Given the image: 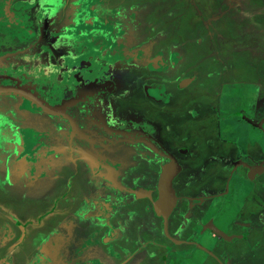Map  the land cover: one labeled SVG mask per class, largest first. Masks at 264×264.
<instances>
[{
	"label": "rangeland",
	"instance_id": "rangeland-1",
	"mask_svg": "<svg viewBox=\"0 0 264 264\" xmlns=\"http://www.w3.org/2000/svg\"><path fill=\"white\" fill-rule=\"evenodd\" d=\"M54 22L57 25L51 24ZM148 48L152 54L159 53L170 60L169 76L173 78L162 75L157 78H165L171 93L178 97V105L155 106V135L164 139L167 134L172 137L183 132L189 134L184 126L189 125L192 116L184 111L191 110L192 103H197L201 117L208 110L207 105H217L225 98L220 97L222 85H236L228 91L231 100L226 99L227 105H234L237 100L233 97L238 96L232 92L241 93L247 82H261V78L264 82V0H0V73H16L22 65L18 70L23 71L24 83L31 87L40 78L41 70L51 80L56 66L68 62L70 57L92 60L97 52V64L132 66L140 64V59L138 54L129 53ZM74 68L69 70L73 72ZM195 74L197 80L193 84L179 87L183 76ZM140 80L145 81L142 76ZM133 82L137 85L138 79L130 81ZM43 88L53 93L48 86ZM246 90L250 95L249 89ZM139 93L141 90L128 93V100L134 101ZM183 98L187 101L179 103ZM252 100L248 97L249 102ZM19 101L18 96L0 95V124L6 119V125H0V224H8L19 233L11 241L0 242L2 264L8 258H13V264H31L45 235L56 229L62 219H69L79 201L100 185L91 177V171L100 170L101 177H105L107 170L94 165L90 168L83 162H88L85 158H78L75 151L65 147L66 138L58 131L55 135L60 140V150H56L59 157L54 156L53 162L47 164V176H39L30 160L36 153L19 156L22 139L26 144L31 141L35 148L40 142H34L42 134L26 130L19 137L21 128L31 122L27 113L30 108L24 107L26 112H20ZM112 101L120 104L126 98L115 94ZM23 112L29 116L21 121ZM40 114L35 113L37 118ZM41 115L43 126L53 124L50 116ZM186 118L187 123L183 122ZM59 122L62 124V120ZM202 134L200 140L204 144L208 136ZM106 137L103 155L113 161H124L126 143L108 144ZM41 138L50 141L48 137ZM177 143L183 145L180 140ZM43 148V155L49 156L47 145ZM202 149L209 152L208 148ZM72 160L77 165V176L71 168ZM39 221V225L31 227ZM22 226L27 229L23 241L19 239ZM257 251L250 253L254 255ZM247 260L250 264H264L259 259L249 261V256Z\"/></svg>",
	"mask_w": 264,
	"mask_h": 264
},
{
	"label": "flooded vegetation",
	"instance_id": "flooded-vegetation-1",
	"mask_svg": "<svg viewBox=\"0 0 264 264\" xmlns=\"http://www.w3.org/2000/svg\"><path fill=\"white\" fill-rule=\"evenodd\" d=\"M129 54H138L137 57L140 59V64L132 66L110 65V67H107L108 73L104 69L105 65H101L99 73L93 72L94 67L89 68L93 64L96 68L100 65L96 63L95 58L97 56H95L93 60L87 61L84 65L90 71L92 70L90 72L92 76L91 80L89 79L84 84L80 83L74 86L71 85V81L74 78H82L80 71L71 72L72 74L69 76L71 77L70 80L66 78V80L53 81L51 78V81L47 79L45 70L42 71L40 69V74L37 73L40 75V78H37L36 82L33 83L34 88L32 89L38 94V97L51 105H59L62 100H66L67 103L71 104L64 111L66 118L62 115H53L56 120L67 122L68 136L66 137L67 146L65 145V147H70L72 152L75 151L78 158H85L88 162H83L89 165L90 168L92 165L99 169L107 168L105 177H101L100 170H97V172H95L96 169L91 171V177H94V180L102 181L101 185H106V188L103 185L105 191L99 192L98 189H90L89 193L79 201V204L91 200L99 208L100 211L92 215L89 221H107L109 226L111 221L115 222L113 215L117 214L119 216L123 228H120L117 234L106 232V235H110V237L112 235L115 236L112 238L114 242L113 250L108 251V255L117 259L118 264H143L144 262L145 264H158L157 262L159 264H171L169 257L175 251L176 241H180L183 247L185 245L194 249L198 246V240L201 241L200 237L203 230L221 235L216 231L218 230L222 234L226 233L228 237L231 236L233 241L248 239L250 237L257 238L260 246L254 255L251 254L249 256V260L259 259L264 261V199L261 195V189H264V156L261 154V157H253L250 153H241L238 157H234L233 151H239V147L229 150L225 155H220L216 152L217 145L214 144V138L218 137L220 123V117L217 113L218 104L207 105L208 110L201 117L197 103H192L193 107L191 110L184 111L189 116H192L190 120L186 118L183 121L187 123L189 120V125L184 126V128L189 129V134L183 132L182 135H177V137L167 134L164 139L158 134L155 135V121L157 120L155 106L169 105L171 103L178 105V97L171 93L165 78H157L159 75L173 78L169 76V69L172 66L170 60L165 59L161 54H152L151 48H148L144 52L137 49ZM110 55L115 56L114 54ZM142 65H145V67H142ZM111 66L114 69H118V66H121L123 70L117 72L119 69L114 70ZM19 67L23 68L22 65ZM19 67L15 70L16 73H0V84L16 83L12 78H18L20 83L23 84L26 77L22 70H18ZM12 74L17 75V77L10 76ZM3 76L7 79H3ZM98 76H100V79ZM140 76L145 81L140 80ZM135 79H138L137 85L134 82L130 83V81ZM185 79L188 80H186L185 84H181V81ZM119 80H124L126 83L121 84L118 82ZM194 80H197L196 74L189 77L185 75L179 81V87L187 88L195 82ZM106 82L112 83L106 84ZM45 86L51 88V92L53 93L49 94L48 91H45L43 88ZM82 88H89L88 93L83 98H80L76 102H74V99H67L74 96L76 91ZM135 90L137 92L141 90V93H139L138 98L130 102L127 98L128 93H133ZM263 90L264 86L260 88V91L263 92ZM115 94L129 101L125 103L129 105H126L124 111H122L121 103L116 104L113 102L114 100L112 101ZM19 98L21 97L19 96ZM186 101L183 98V101L181 100L179 103L182 104ZM256 104L258 105V102ZM24 106L30 108V111L27 113L35 118H37L36 112L43 113L32 109V106L26 101L24 102ZM23 110L26 112V109ZM121 118L125 119L128 125L132 127L135 123H138L141 127L143 126L149 134V139L155 143L156 150L154 153L148 149L151 152L148 151L149 163H147L144 172L136 170L132 162L136 149L146 152L144 149L148 147L141 135L137 134L131 140V137L119 136L117 133L107 130L109 126L110 129H117ZM199 118L201 119L200 122L198 121ZM23 119H26L25 114ZM4 120L6 119L3 118V122L0 125H6ZM33 120L39 121V119ZM206 123L210 127V130L212 128L210 133H213V135L211 137L208 134V127L204 128ZM28 124L31 125V122H28ZM103 132L110 134L112 137L107 138ZM203 132L208 136V139L204 143L205 145L200 140V138L204 137ZM57 136L55 135L52 139L56 147L60 144ZM105 137L108 144H115L116 142H120L121 144L123 142L126 143L124 147L127 152L124 154L126 157L124 161H113L110 157L103 155L102 149L106 148ZM179 140L183 145H178L177 142ZM202 148H208L206 150L209 152H206ZM71 163V168L77 176V165L73 160ZM167 165L174 167L172 178L174 197L171 207L159 214L154 204L158 199V182L162 167ZM147 168L148 170H146ZM250 171L254 172L252 176V181L255 183V189L252 193L253 199L246 195L238 194L233 199V202L227 203L225 209L226 211L230 210V214L233 216L230 228L224 231L218 226L216 214L207 217L209 208H211L213 200L218 197L227 198L230 195V186L233 181L236 180L238 186L242 185V187L245 188L247 186L246 188H248L251 178L249 176ZM260 174H263L262 180L260 179ZM115 177L117 179H114ZM116 180L121 184L120 186L123 184V187H127V189L120 188ZM131 183H135L134 190H141L147 194L143 202H141L140 215H130L127 209L130 200L127 195L128 189H130L128 186L133 185ZM76 192L80 193L78 188ZM111 198L115 199V201ZM250 204L253 206L252 212L247 211ZM78 206L70 215L71 217L69 216V219L66 218L72 227L71 234L73 236L80 232V227L84 221L82 217L76 214ZM213 208H216V205ZM135 221L139 224V232H136L137 234L139 233V238L137 236H130L124 232L125 229L129 228L127 223L130 222L132 226ZM37 223L39 225L40 221ZM22 228L24 227L22 226ZM21 231L23 232L22 229ZM154 232L156 234L152 236ZM248 233L252 235L246 237ZM10 234L4 228L2 232L4 238H0V242L4 243V240ZM240 235H242L241 238L239 237ZM203 242L206 243L204 239ZM99 243L104 244L102 239ZM61 244H66V241L61 242ZM141 251H145L146 255L138 262L133 263L132 260H134L135 255ZM212 258L213 256L211 255L207 256L208 261ZM151 260H155L156 262H152ZM247 261V257H242L237 259L236 264H248ZM31 264L40 263L34 262Z\"/></svg>",
	"mask_w": 264,
	"mask_h": 264
},
{
	"label": "crops",
	"instance_id": "crops-1",
	"mask_svg": "<svg viewBox=\"0 0 264 264\" xmlns=\"http://www.w3.org/2000/svg\"><path fill=\"white\" fill-rule=\"evenodd\" d=\"M30 6V4H28ZM18 19V18H17ZM51 24H56L51 23ZM59 24V23H58ZM57 25V24H56ZM93 45V44H91ZM97 55V52H94V55L92 57V60ZM60 56V55H59ZM73 61L70 65V61ZM86 61L90 62L91 59H85L83 57L74 59L68 58V62H63L61 65L56 66V70L53 71V81H60V80H66V78L71 79L70 74L71 71L69 70L72 66H74V72L80 71L82 73V78H74L71 81V85L74 86L75 84H84L87 80H91V73L92 70L88 69V67H84V65L87 63ZM158 63V62H157ZM95 68L93 70L94 73H99L101 70V65H98L97 68L93 64V66H90L89 68ZM110 65H105V68L107 70V73L109 72L108 68ZM113 67V66H111ZM116 67V66H115ZM98 69V70H97ZM114 69V67H113ZM119 69V70H118ZM117 72H121L123 70V67L118 66ZM100 75V74H99ZM264 75V73H262ZM72 76V75H71ZM100 76H98L99 78ZM264 78V77H263ZM100 79V78H99ZM51 80V81H52ZM111 84L112 82H106V84ZM246 85V83H244ZM232 85L229 83H226L222 85L221 90V99L218 103V115L220 117V123L218 128V137L214 138V144L217 145L216 152L220 155H225L229 150L233 148L239 147V151L234 150L233 156L238 157L241 153H250L253 157H261V154L264 156V93L260 91V88L264 86V82H254L249 83L247 82V86L241 90V93L239 91H234L232 93L237 94L238 98L233 97L236 101L234 105H227L226 103L230 99L229 96V90ZM244 86V85H243ZM246 88L249 89V93L246 90ZM252 89V90H251ZM89 90V88H88ZM231 90H234L231 88ZM76 91V90H75ZM253 92V93H252ZM75 94L72 97H68L67 99H73L75 98ZM248 97L251 98L252 102L248 101ZM79 100L76 99L75 102ZM128 101H126L127 103ZM258 102V105L256 104ZM23 100L19 101L17 104H19L18 110L22 112L21 110L24 109L25 106H23ZM71 105V104H70ZM70 105H68L66 108H68ZM122 111L125 110L126 105L125 102H121ZM256 106V107H255ZM261 111V112H260ZM260 112V113H259ZM24 113V112H23ZM27 115L26 113H24ZM51 117L52 123L51 125L43 126L42 123V115L40 114V118H35L33 116H29L32 121L31 125L27 124L24 126V128H21V132L19 134V137L22 138V133H24L26 130H30L29 132L33 133H42L38 138H36V142L40 145L33 148L32 143L30 139H28L30 142L28 144L25 143V140L22 139V146L23 150L20 152L19 156L22 154L27 155L29 153L32 155L33 153H36V155L32 156L30 160H32V163L34 164V168L39 171V176L45 177L47 176V164H51L53 161V157L58 155L56 150H59L55 146L54 141L52 140L55 136L54 134H57V132H61L62 136H65V138L68 136V125L67 122L62 120V124H60V120H56L53 115L46 114ZM26 116V117H27ZM118 116V115H117ZM33 119H39L33 120ZM21 121H24L22 118ZM71 126V125H70ZM110 127V126H109ZM108 127V131H113L117 133L119 136H127L134 138V136L141 135L142 139L146 142L145 144L148 145V147L144 150L146 152H143V150L136 149L134 153V157L132 159V162L134 163V167L136 170H142V172L145 171V168L147 166L149 155L148 151H154L155 143L153 140L149 139V134L147 131H145L144 127L140 126L138 123H135L132 126L128 125L127 121L125 119L121 118L120 124L117 126V129H110ZM208 127V128H207ZM204 128L209 129L208 134L210 137L213 135V133H210V127L206 123L204 125ZM216 128V127H215ZM206 129V130H207ZM45 133V134H44ZM18 135V134H17ZM41 137H48L50 141H45L44 138ZM24 138V137H23ZM26 138V137H25ZM28 138V137H27ZM33 137L31 140H34ZM42 139V141H41ZM234 144V145H233ZM47 145V152H49V156H44V148L43 146ZM146 145V146H147ZM150 147V148H149ZM150 149V150H148ZM150 151V152H151ZM39 154V155H38ZM97 154V153H95ZM39 156H41L39 158ZM143 160V161H141ZM138 161H141L140 163ZM69 164V162L67 161ZM106 165V164H104ZM109 165V164H108ZM133 168V167H132ZM144 168V169H143ZM50 169L51 166H50ZM148 170V168L146 169ZM71 170H69V173ZM97 172V170L95 171ZM253 171L249 172L250 178V184H248V188L242 187V185H239L236 183V180L232 182V185L230 186V195L227 198L224 197H218L217 199L213 200L211 204V208H209V212L207 214V217L216 214L218 226L221 227L224 231H227L230 228L232 216L230 214V210L226 211L225 206L228 202H233V199L238 194L246 195L249 198L253 199L252 193L255 189V183L252 181ZM51 179H54L52 176ZM114 179H117L116 177ZM260 179H263V174H260ZM95 182H101L100 185L94 190L98 189L99 192H102V190L105 191L104 188H106L102 184V181L94 180ZM116 183L120 186L121 184L116 180ZM133 185L128 186V198L129 200V206H128V212L130 215L137 214L140 215L142 203L145 199L144 197L147 196V194L141 190H134L135 189V183H131ZM137 186V185H136ZM122 189H127V187L120 186ZM137 188V187H136ZM139 189V188H138ZM241 189V190H240ZM245 189V190H244ZM243 190V191H242ZM261 195L264 199V189H261ZM115 201V199L111 198ZM128 200V199H127ZM216 205V208H213V206ZM167 209V208H166ZM253 206L252 204L249 205L248 212H252ZM99 208L95 206V202L93 201H86L81 202L78 206V210L76 211V214L79 217H82L84 219L82 226L80 227V232L77 233V235H72V227L68 223V221L61 220L57 224L58 227L56 229H53L48 234L45 235V237L39 242L38 247L36 248V258H32L31 263L37 262L40 264H118V260L112 258L110 255H108V251L113 250L114 242L112 240L113 236L110 237V235H106L107 233L114 232V234H117V231L120 228H123L120 222L119 216L117 214H114V223L111 221L109 226L108 222L106 221H89L90 217L94 215L96 212H99ZM161 214V212H158ZM229 213V214H228ZM204 220V219H203ZM38 223H33L31 227L35 228ZM97 224V225H96ZM105 224V226H103ZM131 223H127V226L129 228H126L124 232L129 234L130 236L139 238V224L138 222H134V224L131 226ZM6 228V231L10 232V236L7 237L4 242H8L13 240L17 235H19L18 232L13 230L8 224H0V238H4L2 235L3 229ZM125 228V227H124ZM23 235L19 239L24 240L26 237L27 229L22 228ZM154 232L152 234L155 235ZM224 236H221L217 233L210 232L208 230H203L202 235L200 237L201 241L198 240V246L196 248L191 247H184L182 246V243L180 241L175 242V251L172 252L171 256L169 257V261L171 264H236L237 259L242 257H248L251 255L250 251L257 249L260 245L257 241V238H248V239H238V240H232L231 236L228 237L226 233H224ZM249 235H252L251 233L246 234V237ZM240 238L242 235L239 236ZM238 237V238H239ZM72 239V240H71ZM103 240L104 244H100V240ZM203 239L206 241V243L203 242ZM66 241V244H61V242ZM34 255V254H33ZM146 255L145 251L139 252L135 255V258L133 263L138 262L141 258H143ZM213 256L212 259L209 261L207 260V256ZM207 260V261H206ZM13 258L6 259L5 263L13 264ZM251 261V260H249ZM0 264H2L0 262ZM23 264V263H21ZM250 264V262H248Z\"/></svg>",
	"mask_w": 264,
	"mask_h": 264
},
{
	"label": "water",
	"instance_id": "water-1",
	"mask_svg": "<svg viewBox=\"0 0 264 264\" xmlns=\"http://www.w3.org/2000/svg\"><path fill=\"white\" fill-rule=\"evenodd\" d=\"M22 75V74H21ZM23 76V75H22ZM17 77V76H16ZM16 83L9 84H0V95L1 94H12L15 96H20L23 101L28 102L32 109L41 111L43 113L49 115H62L66 118V114L64 113L66 107L70 105L67 101H63L59 105H51L47 103L44 99L38 97V94L34 92L32 89L33 86H29L25 83L21 84L18 78H12ZM186 80H182L181 84H185ZM88 88L78 89L75 93L74 102L76 99L83 98L88 93ZM73 102V103H74ZM174 175V167L171 165L163 166L162 172L159 177L158 182V199L155 202V209L158 212H163L166 208H170L173 203V190H172V178ZM216 230V229H215ZM221 235L222 232L216 230Z\"/></svg>",
	"mask_w": 264,
	"mask_h": 264
},
{
	"label": "trees",
	"instance_id": "trees-1",
	"mask_svg": "<svg viewBox=\"0 0 264 264\" xmlns=\"http://www.w3.org/2000/svg\"><path fill=\"white\" fill-rule=\"evenodd\" d=\"M10 95H12V94H10ZM15 96V95H14ZM19 97V96H18ZM46 114V113H45Z\"/></svg>",
	"mask_w": 264,
	"mask_h": 264
}]
</instances>
